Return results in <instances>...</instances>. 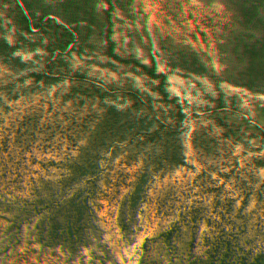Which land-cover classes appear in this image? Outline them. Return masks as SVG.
<instances>
[{
  "label": "trees",
  "instance_id": "16d2710c",
  "mask_svg": "<svg viewBox=\"0 0 264 264\" xmlns=\"http://www.w3.org/2000/svg\"><path fill=\"white\" fill-rule=\"evenodd\" d=\"M262 91L264 0H0V264H264Z\"/></svg>",
  "mask_w": 264,
  "mask_h": 264
},
{
  "label": "rangeland",
  "instance_id": "374dc122",
  "mask_svg": "<svg viewBox=\"0 0 264 264\" xmlns=\"http://www.w3.org/2000/svg\"><path fill=\"white\" fill-rule=\"evenodd\" d=\"M230 73H231V71H230ZM235 73L236 72L234 71V74ZM219 74L222 75V72H219ZM220 77H222V76H220ZM234 78L238 79L235 75H234ZM254 92L258 93V94L260 93L259 90H255ZM263 94H264V92H263ZM255 101L258 102V99H255ZM2 118H3V114L1 113L0 120ZM4 121H6V119ZM194 128L197 129L196 137L199 139H202L203 141L204 140L206 141L205 138H210V142L213 144V142H216L218 137H223L222 144H229L230 139H231V143L235 144L243 152L245 151L244 149L247 148L246 136H247V134H250L253 131L252 123L247 126V125H242L238 121L236 122L234 129H232L231 131H227L226 133H222L224 130V124H222V123L221 124L220 123L202 124V122L199 121V122L195 123ZM258 138H259L258 142L260 144H262L261 154H263V156H264V127H262V131L259 134ZM5 140H6L5 136L0 138V153H1V149L5 148V146H6ZM23 146H24L23 143L20 142L19 147H18L19 151H20V149H23ZM25 151H27V150H25ZM21 155L26 157L28 155V153L23 152V154H21ZM257 158H259V156ZM174 170H176V168ZM175 177H177V175ZM193 187L195 188L197 186H193ZM203 195H206V194L202 193V188L199 187L197 190H195L193 192V194H191V196H192L191 198L194 199V196H196L199 199Z\"/></svg>",
  "mask_w": 264,
  "mask_h": 264
}]
</instances>
